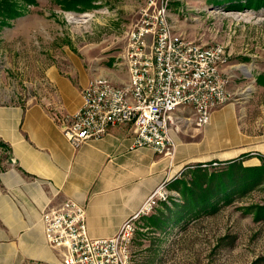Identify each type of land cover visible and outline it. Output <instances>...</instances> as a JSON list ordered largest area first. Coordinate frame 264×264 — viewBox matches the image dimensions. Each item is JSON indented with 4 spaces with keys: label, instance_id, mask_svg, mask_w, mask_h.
I'll use <instances>...</instances> for the list:
<instances>
[{
    "label": "rangeland",
    "instance_id": "374dc122",
    "mask_svg": "<svg viewBox=\"0 0 264 264\" xmlns=\"http://www.w3.org/2000/svg\"><path fill=\"white\" fill-rule=\"evenodd\" d=\"M152 1L0 0V105L40 101L53 68L81 89L128 83L127 34ZM168 2L176 35L229 50L232 97L202 128L177 114L175 143L201 157L133 221L135 264H264V7Z\"/></svg>",
    "mask_w": 264,
    "mask_h": 264
},
{
    "label": "crops",
    "instance_id": "0c3cea01",
    "mask_svg": "<svg viewBox=\"0 0 264 264\" xmlns=\"http://www.w3.org/2000/svg\"><path fill=\"white\" fill-rule=\"evenodd\" d=\"M45 80L48 91L40 101L0 105L6 155L0 167V264H64L45 237L46 209L76 201L86 208L90 237L112 238L157 189H172L201 157L199 147L194 154L192 144L179 141L166 156L139 148L128 126L74 149L53 114L78 111L87 84L81 89L57 68Z\"/></svg>",
    "mask_w": 264,
    "mask_h": 264
},
{
    "label": "built area",
    "instance_id": "2783aa9c",
    "mask_svg": "<svg viewBox=\"0 0 264 264\" xmlns=\"http://www.w3.org/2000/svg\"><path fill=\"white\" fill-rule=\"evenodd\" d=\"M168 5V0L150 2L128 32V83L94 78L82 92L78 111L53 114L74 149L102 139L113 127L128 126L134 130L137 147L166 156L176 149L170 127L178 113L183 116L182 110H187L202 128L217 109L230 102L229 50L176 35ZM163 190L157 189L141 211L108 239L90 237L86 208L76 201L50 207L42 215L46 240L61 251L64 264H135L133 221L156 206L155 196Z\"/></svg>",
    "mask_w": 264,
    "mask_h": 264
},
{
    "label": "trees",
    "instance_id": "16d2710c",
    "mask_svg": "<svg viewBox=\"0 0 264 264\" xmlns=\"http://www.w3.org/2000/svg\"><path fill=\"white\" fill-rule=\"evenodd\" d=\"M245 1V3H243ZM210 4H226L229 10H241L242 8L264 7V0H208ZM0 146H3L0 143ZM258 171L259 169H253ZM251 171V170H250Z\"/></svg>",
    "mask_w": 264,
    "mask_h": 264
}]
</instances>
